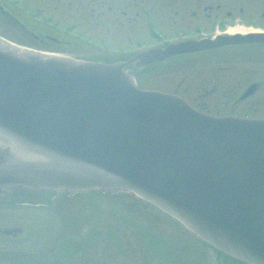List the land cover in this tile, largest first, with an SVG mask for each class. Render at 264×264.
I'll list each match as a JSON object with an SVG mask.
<instances>
[{"label":"water","instance_id":"obj_1","mask_svg":"<svg viewBox=\"0 0 264 264\" xmlns=\"http://www.w3.org/2000/svg\"><path fill=\"white\" fill-rule=\"evenodd\" d=\"M254 42L264 43V34L189 41L104 64L0 39V196L16 186L126 190L215 249L264 264V121L206 117L176 96L137 89L125 72Z\"/></svg>","mask_w":264,"mask_h":264},{"label":"rangeland","instance_id":"obj_2","mask_svg":"<svg viewBox=\"0 0 264 264\" xmlns=\"http://www.w3.org/2000/svg\"><path fill=\"white\" fill-rule=\"evenodd\" d=\"M9 1L13 3L14 0ZM135 9V12H141V6ZM38 11L46 20L51 14L61 25L75 20V15L72 19H66L61 9L51 13L44 1L36 9ZM259 13L262 12L235 14L234 19L246 23L254 16L258 22ZM141 18L142 21L140 19L139 25H136L138 30L129 31L128 36L112 35L108 42L103 36L105 32L109 33L107 30L84 26L79 33L83 32L93 44L67 46L63 50L79 57L109 63L128 59L139 49L157 45V40L149 32L156 27L147 29L143 15ZM7 22V17H0L1 38L27 49L47 51L34 45L31 37L23 35L22 31L19 33ZM249 26L247 24L246 27ZM157 27L156 33L165 43L210 36L216 31ZM111 33L114 34L113 31ZM128 37H131V41ZM130 75L136 79L140 89L180 96L206 114L243 117L247 113L251 117L264 119L262 47L227 48L216 53L179 57L152 67L131 68ZM253 82L262 84L253 98L243 104L228 101L232 94H242L245 83ZM211 90L215 91L212 95ZM225 94L228 97L225 98ZM233 105H236L235 109ZM18 227L21 229L19 235L3 233L7 228ZM0 264L244 263L220 256L180 223L129 192L68 194L62 191L24 192L16 189L10 197L0 199Z\"/></svg>","mask_w":264,"mask_h":264},{"label":"flooded vegetation","instance_id":"obj_3","mask_svg":"<svg viewBox=\"0 0 264 264\" xmlns=\"http://www.w3.org/2000/svg\"><path fill=\"white\" fill-rule=\"evenodd\" d=\"M7 1L4 3L0 0L1 19L4 16L7 17V24L11 28L17 29L19 33L22 31L23 35L31 37L33 44L46 46L62 45L74 41L77 44H92V40L86 39L83 32L79 33L84 26H94L97 29L101 28L100 30H107L109 33L105 32L103 35L107 42L112 35L124 34L128 36L129 31L139 29L136 25H139L140 19L142 21V15L147 29L156 27L154 31L149 32L157 40V45H164L165 43L156 33L159 25L166 29H189L192 27L223 30L230 25L241 24L246 27L249 24L257 31L264 32V0H20L22 4L17 9L23 11L25 19L16 17L17 2L15 0L13 3ZM43 1L47 9L52 10L51 13L61 9L66 14V19H72L75 15V20L73 22L67 21L61 25L51 14L47 20L42 18L36 9L40 7ZM140 6L141 12H135V8ZM259 11L262 13H259L258 22L254 16L249 18L252 21L248 20L250 23L234 19L235 14H255ZM28 27H30V31L27 30ZM112 31L114 34L111 33ZM128 38L131 41V37ZM257 46L264 47L263 44ZM252 84L257 85L256 90L251 96L242 100L244 92ZM261 86L260 82L245 83L242 86L245 88L242 94H232L233 97L228 101H232L234 104H243V102L253 98ZM214 90L210 91L211 95L215 92ZM226 96L228 97L227 94L224 95L225 98ZM235 106L233 105L234 109ZM244 114L246 115L243 117L249 118V114Z\"/></svg>","mask_w":264,"mask_h":264},{"label":"bare ground","instance_id":"obj_4","mask_svg":"<svg viewBox=\"0 0 264 264\" xmlns=\"http://www.w3.org/2000/svg\"><path fill=\"white\" fill-rule=\"evenodd\" d=\"M253 32H255V31L252 28L249 29V28H244V27H240L239 26V27H235V28H229L226 33H228V34H241V35H245L247 33L249 34V33H253ZM7 48H11V47H7ZM16 149H17V147H16ZM214 250L217 251L220 256H224V257L230 258V259H235L234 257H231L230 255H228L226 252H224L222 250H219V249H214ZM245 264H247V263H245Z\"/></svg>","mask_w":264,"mask_h":264}]
</instances>
